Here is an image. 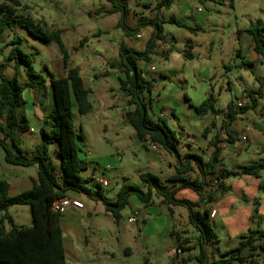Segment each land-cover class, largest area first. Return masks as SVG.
<instances>
[{
	"label": "rangeland",
	"instance_id": "rangeland-1",
	"mask_svg": "<svg viewBox=\"0 0 264 264\" xmlns=\"http://www.w3.org/2000/svg\"><path fill=\"white\" fill-rule=\"evenodd\" d=\"M2 1L8 2V0ZM21 1L23 6L17 8V15L20 19L25 18L24 21H30L29 23L32 25L46 22L47 29L62 30V38L70 55L69 65L79 67L85 78L101 72L106 65L111 66V68L114 65H120V44L122 42L131 43L132 40H135V37L127 36L123 26H119L122 21L121 12L106 13V10L113 7L109 0ZM158 1L160 0H129L131 11L126 17V24L136 27L139 22L148 20L152 16L149 5L156 4ZM180 4H182L181 0H173L170 8H166L163 13H160L159 18H168L173 11L178 10ZM198 7L212 13L216 25H207L204 29L205 32H199L196 37H193L197 43L193 50V59L183 61L176 59L165 63L166 66L172 67L173 71L167 73L169 80L165 94H169L171 91L172 94L171 103L165 105V108L168 111L174 110V114L177 116L176 120L167 117L165 122L179 139V151L182 155L186 153L200 154L205 160H208L212 152H205V143L209 144L208 148H210L212 146L210 141L216 136L220 139L219 146L221 143L227 142L225 126L229 123L227 117L229 104L233 102L234 109L239 111L238 102L251 101L248 95L249 91H258L260 87H264V57L258 55L259 58L256 60L252 53H249L250 47L247 43L249 33L247 31H244L240 36L238 34L239 30H247L252 26L264 27V0H202L201 2H192L191 12H194ZM155 12L157 11H153V15ZM176 16L179 20L190 22V20L181 17L180 13H177ZM20 25L14 27V32L5 31L0 35V49H4L0 54V64L3 65L2 72L8 76L14 73V66L13 64H6L5 55L10 49V41L17 33L24 39L21 44L22 49L29 53H35V72L45 79V84L50 89V72L56 78L66 74L59 46L54 41H42L30 34L22 24ZM32 25L31 27L36 30L37 27ZM162 25L167 30L169 29L168 23ZM170 27H172L170 32L178 40H181L187 33L186 28L178 29L173 25ZM151 28V25L143 28L144 37H148ZM191 28L196 29L195 26ZM211 39H213V43L209 49L208 43L211 42ZM140 66L144 68L146 63L140 62ZM19 79L22 83L29 80L26 66H21ZM176 87H179V90L176 91ZM50 90L48 96H51L53 100ZM156 95V92L152 93L148 90L143 92L145 99L151 103L149 107L150 117L158 121L159 118L156 117V114L160 111L152 101L155 100ZM211 95L212 102L219 113H198L195 106H198ZM24 98L27 100V107L20 109V113L25 114L30 125L36 128L31 110L32 101L27 92H24ZM261 100L264 104V98ZM249 105L251 104L249 103ZM73 111L75 113V127L78 132L81 127L85 135V140L78 141L82 149L80 157L87 160V169L83 171V176L91 167L93 160L98 164H104L102 162H106L105 160L110 158L113 168L122 169L124 178H128L129 182L133 184H139L137 176L140 170L143 172L148 169L142 160L144 151L141 149V143L135 138V129L126 120L125 104L122 103L113 108L112 116H110L111 122L108 125L109 129L106 131L102 130L100 123L93 121L94 115L79 114L75 100H73ZM238 117L243 118L246 124L251 125L254 121L260 123L264 128V110L261 113L259 110L250 108L247 113H239ZM234 126L233 122L232 128L235 129ZM17 137L21 139V142L18 141L17 144L22 149L34 152H36L37 142L42 141L39 129L19 133ZM49 148V157L58 169L60 163L56 164V161L59 156L56 151V154L53 153L55 146L50 145ZM212 148L211 151H213ZM166 155L167 162L162 168L163 173L155 171V174L164 183L172 184L174 181H168L171 175L167 170L171 168L169 162L177 163L178 157L176 154L167 153ZM191 159L195 170L182 174V176L191 181L199 180L194 158ZM174 170L175 168H173ZM108 171H110L108 176L113 181L112 185L99 188L97 183L93 181L86 182V185L93 192L101 193L108 199L114 200L122 185L123 177L119 175L120 173L113 175L112 170ZM37 172L38 167L36 165L27 167L6 162L5 151L0 146V178L9 182L10 194L15 192L14 180L30 175L37 176ZM228 193L230 192L218 193L215 201L221 200ZM79 196L88 199L84 194H79ZM155 198L158 199L159 197ZM92 205L99 215L92 218L79 217L78 221L86 232L88 243L83 246L77 245L78 242L74 238V248L78 250V261L75 256H72L73 252L67 244L69 250L68 264H178L181 257L177 259L175 249L172 250L173 255L168 253L170 250L168 248L161 250L158 254L159 259L156 254L145 250L139 237L143 227L141 224L129 222V218L133 216V205L127 206L122 211L123 217L119 222L105 215V207L101 201H94ZM261 208L262 206H260ZM177 209L189 220L186 206H179ZM9 211L17 225H33L32 213L28 205H14L10 207ZM186 226L189 230L195 229L189 222ZM73 229L75 230L74 227H72ZM72 230H66L65 236L73 233L74 230ZM249 232L250 230L247 231V234ZM127 248L132 249V253H127ZM257 262L264 264V252L255 261H249L248 264H256Z\"/></svg>",
	"mask_w": 264,
	"mask_h": 264
},
{
	"label": "trees",
	"instance_id": "trees-1",
	"mask_svg": "<svg viewBox=\"0 0 264 264\" xmlns=\"http://www.w3.org/2000/svg\"><path fill=\"white\" fill-rule=\"evenodd\" d=\"M112 8L106 13H122V21L119 26H123L127 36H135L149 25L152 26V34L144 50H136L122 42L119 47L120 62L125 69V78H120V89L127 98V104L133 106L125 117L135 129L139 138L148 144L159 146L162 150L170 154H176L178 162L174 164L175 173L170 176L169 181L181 182L177 188L171 187L152 172L140 175V183L133 184L125 181L117 192L114 200L108 199L101 193L93 192L86 182L92 179L83 176V171L87 169L86 158L80 157L82 152L79 140L83 141L84 133L74 124V113L72 100L75 99L78 105V112L81 115L88 114L92 108L89 99L91 90L85 84V80L79 67L69 65V52L62 38L61 29H47V23L32 25L20 19L17 15V8L22 7L21 0H0V33L4 31L14 32V27L22 24L30 34L44 42H56L62 53L66 75L56 78L50 72V89L53 95V106L45 118L40 129L42 141L36 147V152L30 154L22 149L17 142H21L17 135L19 133L31 131V125L25 114L20 113L27 101L24 92L28 88L36 89L43 93L48 89L45 79L35 72V53H29L22 49L23 37L15 34L9 45L11 49L5 55L6 64H13L14 73L11 76L4 75L2 64H0V115L5 118V122L0 124V146L5 151L6 162L18 166L38 167L37 178L34 179L32 188L15 195L9 193L10 184L7 180L0 178V264H68L67 254L64 246L63 228L61 226L62 213L52 209L53 203L62 197L69 195L84 194L90 199L101 201L105 211L116 222H119L123 215L122 211L130 205L132 196L149 206L154 202L155 197H159L162 203L173 206H186L188 208L189 220L198 231L203 233L211 231L209 224L210 211L206 208L203 211L197 208L188 199H179L176 194L179 188L190 187L206 202L215 201L218 193L224 194L229 190L224 179L230 176L250 175L260 177L264 170V159L247 164L239 171H232L225 168L219 169L221 163V147L218 145L220 139L211 140L214 146L213 152L208 160L200 154L186 153L182 155L179 151V139L175 132L171 130L164 118L158 121L153 120L149 115L151 103L145 99L143 92H152V82L143 77V71L139 66L140 62L148 63L152 60L158 41L163 38V23L159 18L162 8H170L172 0H160L155 9L156 15L148 20L141 21L136 27L126 24V17L130 13L129 0H109ZM179 26L187 27L184 23L171 19ZM33 27H37L34 30ZM21 26V25H20ZM192 29V28H191ZM247 31L253 37L255 51L264 57V27L252 26L247 30H239L238 34ZM187 56H192L190 45L187 46ZM0 54L4 49H0ZM4 64V65H6ZM21 66H26L29 73V80L22 83L19 79ZM262 92L253 91L249 94L252 105L239 107V111L234 109V103L228 106V125L225 126L226 141L233 143L235 136L229 131L239 113H245L250 108L256 106V97ZM198 113L218 114L212 102V95L195 106ZM208 132V129H207ZM54 145L58 156L61 158L60 168H56L50 157L49 147ZM86 155V154H84ZM196 164L199 173V180L191 181L184 178L185 174L195 170L192 159ZM217 186L214 187V182ZM99 188L102 186L97 183ZM261 188L264 186L261 185ZM14 205H28L31 209L33 225L19 226L10 213L9 209ZM8 225L10 226L8 228ZM258 231L241 236V241L233 250L223 254L224 258L209 264H233V260L238 264H244L248 254L253 256V252H264V244L257 241L264 238V233L257 236ZM212 234V233H211ZM213 235V234H212ZM205 247L201 246V253L198 257L200 264H205Z\"/></svg>",
	"mask_w": 264,
	"mask_h": 264
},
{
	"label": "crops",
	"instance_id": "crops-1",
	"mask_svg": "<svg viewBox=\"0 0 264 264\" xmlns=\"http://www.w3.org/2000/svg\"><path fill=\"white\" fill-rule=\"evenodd\" d=\"M181 1L182 4L179 5L177 11H173L168 18L163 17L165 23L169 24V29L167 30V28L163 26V38L158 41L152 60L146 63V66L144 68H142L139 63V66L143 71V77L146 80L152 82V93H157L155 100H152L160 111L156 114L157 118L165 119L167 117H171L172 120L177 119V116L174 114V110L168 111L165 108V105L171 103L172 94V91L169 94H165L167 83L169 80V76L167 75V73L173 72L172 67L166 66L165 63L174 61L176 59H180L182 61L193 59V50L195 49L197 44L196 40L193 37H196L197 33L199 32H205L204 29L207 27V25H216V20L212 13L202 10L200 7L196 8L194 12H191L192 2H201L202 0ZM156 4L149 5L152 12V16L150 18L154 17L156 14L155 12V14L153 15V11H156L154 9ZM165 9L166 8H162L161 13H163ZM177 13H180L181 17L190 20V22L186 20H179L176 16ZM173 18L184 23L187 27L179 26L178 24L174 23L171 20ZM172 25L176 26L178 29L186 28L185 30L187 33H185L181 40H178L176 36L172 32H170V29L172 28L170 26ZM193 26H195L196 29H191V27ZM143 30L144 29H142L138 35L133 36L135 37V40H132L131 43L126 44L136 50H144L152 34V28L148 34V37H144L145 34ZM4 32H1L0 35ZM212 40L213 39H211V42L208 43L209 49V46L213 43ZM247 43L250 47L248 49L249 53H252L253 58L258 60L259 54L255 51V43L253 41L252 35L250 34L247 37ZM168 45L170 46V49L166 50V46ZM188 45L192 47L191 52L193 55L190 57L187 56L188 51H190V49L187 47ZM125 76V69L122 64L118 66L114 65V67L112 66V68L111 66L106 65L101 72L94 73L92 77L89 76V78H85L83 76L86 86L91 90L89 99L92 103V108L88 114H92L95 116L93 121L100 123V126H102V130L104 131L109 129L108 125L111 122L110 116H112L114 107L123 103L126 106V113L129 110L133 109V106H129L127 104V98L120 89V78H125ZM175 89L177 91L179 90V87H176ZM260 89L262 92L261 96L254 94L257 100L254 109L259 110V112L262 113V111L264 110V104L261 102V99L264 98V87H260ZM49 90L50 89L48 88L43 93H39L38 91H36V89L31 88L25 90V93L27 92L28 97L32 101L31 110L33 111L32 116L34 125L36 126V128L31 126V132L41 129L46 116L53 106V100L51 99V96H48ZM251 92H253V90L249 91L248 95ZM249 103L252 105L251 101L243 102L244 106L249 105ZM25 106L27 107V103ZM76 106L78 111L77 102ZM162 113L165 115L164 117H161ZM4 122L5 118L0 115V124H3ZM234 124V127L236 128L234 129L231 126L229 131L230 133H232V135L235 136V141L233 143L229 142V144L228 141L223 142L220 145L222 154L219 169L225 168L232 171H239L241 167L247 164L264 159L263 126L258 122L255 123L254 121L251 125H249L248 123L246 124V121L241 117L236 118ZM242 134H246L249 140L241 152L235 153L233 152L232 147L234 143L237 142L239 136ZM135 138L139 143H141V149L144 151V153H142V160L146 163V169H148L147 171L143 172H141L140 170L137 176L139 179L138 181L140 182V175L146 172H152L155 174L156 171L163 173L164 170H162V168L165 167L164 165H166L165 163L167 162V152L162 150L157 145L143 142L139 138L137 133H135ZM215 139H218V137L216 136L212 138V140ZM40 143L41 142H37L36 147ZM206 144L207 143L204 144V147L206 146V150L203 148L205 152H213L210 149L211 147L214 148V146L212 145L210 146V148H208L209 144ZM26 151H28L31 155L35 153L32 150ZM55 151L56 149H54L53 153L56 154ZM93 161L91 167L88 168V170L85 172L84 177L92 179V181L96 183H99L101 178H106L109 180V184L107 186H110L113 184V181L111 177L108 176V173L110 172L108 170H112L114 172L113 175H116V173H120L119 175L123 177L122 183H124L125 181L129 182L128 178H124L122 169L119 170L117 168H113L110 158L106 159V162H102L104 164H98V162ZM58 163H61L60 157H58V160L56 161V164ZM169 166L171 168L167 170V172L170 173V175H173L175 173V170L173 171L174 162H169ZM35 178H37V176L30 175L14 180L13 188H15V192H13V194L11 195H15L32 188ZM224 181L226 185L229 186L228 192L230 193L225 195V197L217 202H206L204 200H201L200 196L190 187L179 188L176 194L177 198H185L190 200L197 208L201 209L202 211L206 208L211 211L212 207H215L217 209L218 212L216 216L213 218L209 217L211 231L205 230L204 233L202 231H198L196 228L194 230H189L187 228V222H189L192 227L194 226L191 224L190 220H187V217L181 214L177 209V207L182 205H167L165 203H162L161 198H154V202L151 205L145 206L137 199V197L132 196L130 205H133V215L137 216L138 221L136 223L141 224V226L143 227V230L141 231L139 237L143 242L145 250L156 254L159 259L158 254L161 250L168 248L170 249L168 253L173 255L172 250L175 249L177 259L181 257V259L178 260V264H200L198 257L201 253V246L204 245L206 251V255L204 257L205 264H209L214 261L223 259V254L225 252L238 247L241 241V236L246 235L247 231H258L255 233L257 236L264 233V188H261V185L264 186V170L261 172L260 177L239 175L230 176L228 178H225ZM214 183H216L215 186H217V182L215 181ZM167 184L171 187V189H174L179 187L181 185V182ZM100 185L102 187H105L102 184ZM10 189L11 188H9V192ZM69 197L72 199L73 203L69 208L65 210V212L62 213L61 226L63 228L64 246L67 258L69 251L67 248L68 244L70 250L73 252L72 256H75V259L78 261V250L74 248V238L78 242L77 245L83 246L84 244L88 243L86 232L81 227L80 222H78L79 217L86 216L92 218L98 216L99 213L96 212L95 208L92 205L96 200L90 199L87 196L86 197L88 199H84L79 195L72 194L69 195ZM260 206H262L261 209ZM105 215L110 216L106 213V211ZM72 227L75 228V230L73 229L74 231L72 230ZM66 230H72L73 233L65 236ZM257 243L264 244V238L257 241ZM127 253H132V249L127 248ZM261 255L262 251L260 250L253 252V256H250V254H248L247 260L244 264H248L249 261H255ZM233 264H238V262L233 260ZM256 264H259V262H257Z\"/></svg>",
	"mask_w": 264,
	"mask_h": 264
},
{
	"label": "built area",
	"instance_id": "built-area-1",
	"mask_svg": "<svg viewBox=\"0 0 264 264\" xmlns=\"http://www.w3.org/2000/svg\"><path fill=\"white\" fill-rule=\"evenodd\" d=\"M170 49V46H166V50ZM238 106H244L242 102H238ZM165 115L162 113L161 117H164ZM249 138L246 134H242L239 136L237 142L234 143L233 145V152L238 153L241 152L244 149V146L248 142ZM100 184L107 186L109 184V180L106 178H101L99 181ZM72 199L69 196L62 197L60 199H57L52 206V209L57 212H65L67 208H69L72 205ZM217 209L215 207L211 208L210 211V217H215L217 214ZM138 221L137 216L133 215L132 217L129 218L130 223H136Z\"/></svg>",
	"mask_w": 264,
	"mask_h": 264
}]
</instances>
